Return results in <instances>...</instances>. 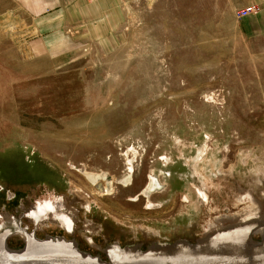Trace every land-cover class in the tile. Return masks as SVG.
I'll use <instances>...</instances> for the list:
<instances>
[{"label": "rangeland", "instance_id": "rangeland-1", "mask_svg": "<svg viewBox=\"0 0 264 264\" xmlns=\"http://www.w3.org/2000/svg\"><path fill=\"white\" fill-rule=\"evenodd\" d=\"M19 6L0 0V226L11 209L64 199L76 233L54 215L20 225L87 252L95 238L98 252L194 242L264 206V43L243 36L237 14L129 0L113 42L58 52L31 40Z\"/></svg>", "mask_w": 264, "mask_h": 264}, {"label": "water", "instance_id": "water-1", "mask_svg": "<svg viewBox=\"0 0 264 264\" xmlns=\"http://www.w3.org/2000/svg\"><path fill=\"white\" fill-rule=\"evenodd\" d=\"M96 189H103L101 182ZM260 210L264 211L262 204ZM261 211L256 214L258 219L247 217L215 232L205 231L194 242L179 239L174 243L150 242L122 247L118 241L117 248L104 254L105 259L82 250L75 239L66 241L64 237L48 235L38 239L35 231H32L33 237L39 245L29 246L23 238V246L13 248L9 240L15 234L9 232L0 245V264H264V215L261 216ZM245 223L255 224L249 229L244 227ZM49 241L51 243L43 244Z\"/></svg>", "mask_w": 264, "mask_h": 264}, {"label": "crops", "instance_id": "crops-1", "mask_svg": "<svg viewBox=\"0 0 264 264\" xmlns=\"http://www.w3.org/2000/svg\"><path fill=\"white\" fill-rule=\"evenodd\" d=\"M30 20L29 37L52 51L65 52L77 42H113L126 21L129 0H16ZM215 12L237 14L256 6L257 14L240 19L243 36L262 38L264 43V0H211ZM77 46V45H75ZM61 47V48H60Z\"/></svg>", "mask_w": 264, "mask_h": 264}, {"label": "bare ground", "instance_id": "bare-ground-1", "mask_svg": "<svg viewBox=\"0 0 264 264\" xmlns=\"http://www.w3.org/2000/svg\"><path fill=\"white\" fill-rule=\"evenodd\" d=\"M109 177V176H108ZM107 179V178H106ZM93 181H95L94 184H98L100 183V180H97V177L93 179ZM155 185H156V181L154 178H150L147 186H146V190L144 191L146 194H149L153 188H155ZM103 189L100 190V192H104V191H107L108 190V186H105L103 185ZM260 204H255L253 205L252 207H249L251 210L250 212H248L247 210H245L244 213H242V217L241 218H245L246 216H249V217H252V218H255V219H258L260 217H258V215H256L260 210ZM25 210V209H24ZM66 210V211H64ZM72 210L74 211L72 205L70 203H68L67 201H65L64 199L63 200H47V201H44L43 203H39V204H34L31 208L27 209L26 211H28V215L30 217L31 220L35 219V220H42L44 219L45 217L47 218H53L52 215H54V218L56 219H59L62 223H63V226H64V229L67 230L68 232L72 233L74 230L73 229H76V224L74 221H72L71 217H69V214L72 212ZM23 211V210H22ZM241 213V212H240ZM31 215V216H30ZM264 215V214H263ZM261 216H262V211H261ZM238 217V216H237ZM237 217H228L227 219L230 221V222H236V221H233V220H236ZM7 218V220H9V223H18V224H15L17 227H19V229L15 230V229H12V230H9L10 228H8V226H4V225H1V231L4 233L0 234V245L3 244V239L6 238V236L8 235V233L12 232L13 234L15 233V231L17 232H20L25 235V240L27 242H29V246H32L33 243H35L34 245L37 246L39 245L40 242H37L34 240V234L33 233H30L28 232L27 230H25L26 228L22 227L19 223V217L16 218V217H5ZM247 218V217H246ZM260 220V219H259ZM223 221V219H218V221L214 224H212L211 227L214 228L213 231H211L210 233L212 232H215L217 230H220V227L218 229H216L218 226H216L218 223L220 224L221 222ZM238 221V220H237ZM10 223V224H11ZM233 223H230L228 224L227 226L231 225ZM255 224V223H253ZM251 223H248V224H244V227H248L250 229V225H253ZM21 226V227H20ZM7 227V228H6ZM216 227V228H215ZM223 229V227H221ZM225 228V227H224ZM7 229L9 230V232L7 231ZM248 229V230H249ZM11 233V234H12ZM36 235V234H35ZM50 237H54V236H50ZM59 237H63V236H59ZM38 239H40L39 237H37ZM36 239V238H35ZM43 239V238H42ZM64 239L66 241H69L67 238L64 237ZM24 243V241H23ZM47 243H51V241L49 242H43V244H47ZM157 243V242H155ZM37 244V245H36ZM117 243H113V244H109L106 246V248H104L105 246H98L97 245V249H98V252L99 251H102L101 253H99V255L103 258L104 257V254L105 253H110L109 250L112 248V249H115L117 248ZM34 246V247H35ZM136 246H139V245H132L130 247H136ZM47 247H51V246H47ZM31 248V247H30ZM132 249V248H130ZM135 249V248H134ZM138 249V248H136ZM127 251V250H126ZM131 251V250H130ZM104 252V253H103ZM115 254V253H114Z\"/></svg>", "mask_w": 264, "mask_h": 264}, {"label": "flooded vegetation", "instance_id": "flooded-vegetation-1", "mask_svg": "<svg viewBox=\"0 0 264 264\" xmlns=\"http://www.w3.org/2000/svg\"><path fill=\"white\" fill-rule=\"evenodd\" d=\"M146 190V187H145V189H144V191ZM29 208H31V207H29ZM29 208H25V210L23 209V207L21 208V209H16L15 211L14 210H12L11 209V211L10 212H12V213H6V215L7 216H5V217H8V216H10V217H13V216H17V217H19V220L22 222V226H24V227H29L30 229L32 228L31 226H33V227H37V228H41L42 226H44V224L47 222V221H49L50 220V218H47V217H45L44 219H42V220H35V219H33V220H31L30 219V217H29V215L27 214L28 213V211H26L27 209H29ZM23 210V211H22ZM31 216V215H30ZM51 219H54V218H51ZM11 223V222H10ZM15 224H18L17 222L15 223ZM13 225V224H9L8 226H11L13 229H15L16 227V225ZM77 229V230H76ZM72 233H76L79 229H80V227L79 228H76ZM35 231V230H34ZM43 231V230H42ZM68 234H70V232H68L67 230H65ZM84 231H86V230H84ZM16 232V231H15ZM86 233H88V234H91V233H89V231H86ZM96 237V236H95ZM13 238H19V239H21V241H22V244H24L23 243V237L21 236V235H14L13 236ZM92 239L96 242V243H100V241H96L95 240V238H92L91 237V239H89V248L88 249H86V250H89V252L90 253H94V254H99V253H101L102 251H99V252H97V251H95V248H93L94 247V244L92 243ZM105 240H109V241H111V239H108V238H106ZM113 241V240H112ZM107 242V241H106ZM106 242H104V241H102V243L101 244H104V246L106 247L107 245H109L110 243H106ZM104 247V248H105ZM104 258V257H103Z\"/></svg>", "mask_w": 264, "mask_h": 264}, {"label": "built area", "instance_id": "built-area-1", "mask_svg": "<svg viewBox=\"0 0 264 264\" xmlns=\"http://www.w3.org/2000/svg\"><path fill=\"white\" fill-rule=\"evenodd\" d=\"M89 1H92V2H96L98 0H89ZM258 13V9L256 6H249L243 10H240L238 13H237V17L242 19V18H245L249 15H252V14H257Z\"/></svg>", "mask_w": 264, "mask_h": 264}]
</instances>
